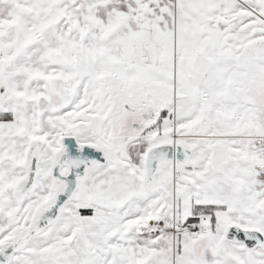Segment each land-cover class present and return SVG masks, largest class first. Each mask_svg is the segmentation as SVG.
<instances>
[{
    "label": "snow or ice",
    "instance_id": "1",
    "mask_svg": "<svg viewBox=\"0 0 264 264\" xmlns=\"http://www.w3.org/2000/svg\"><path fill=\"white\" fill-rule=\"evenodd\" d=\"M0 264H264V0H0Z\"/></svg>",
    "mask_w": 264,
    "mask_h": 264
}]
</instances>
